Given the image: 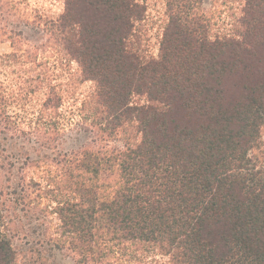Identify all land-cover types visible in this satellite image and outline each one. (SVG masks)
I'll return each instance as SVG.
<instances>
[{
	"label": "trees",
	"instance_id": "trees-1",
	"mask_svg": "<svg viewBox=\"0 0 264 264\" xmlns=\"http://www.w3.org/2000/svg\"><path fill=\"white\" fill-rule=\"evenodd\" d=\"M242 1L233 31L213 35L201 0H168L150 57L135 47L146 13L138 0H64L56 18L26 20L44 35L38 45L0 22L13 48L0 61L38 65L51 48L95 83L99 139L52 160L75 264H264V0ZM13 4L0 0V21ZM9 101L0 81V133L18 129ZM61 102L50 87L35 127L49 147ZM2 196L0 264H16Z\"/></svg>",
	"mask_w": 264,
	"mask_h": 264
},
{
	"label": "rangeland",
	"instance_id": "rangeland-1",
	"mask_svg": "<svg viewBox=\"0 0 264 264\" xmlns=\"http://www.w3.org/2000/svg\"><path fill=\"white\" fill-rule=\"evenodd\" d=\"M11 1L16 9L0 22L13 31L12 36L17 37L16 33L23 31L19 37L25 45L45 41L38 28L27 25L29 17L56 18L64 10V0ZM138 1L145 5L146 13L137 27L135 47L145 57L157 56L168 21V0ZM242 7V0H201L199 11L209 19L211 33L216 35L233 31ZM12 50L11 42L0 36V55ZM38 62V65L21 66L6 63L4 59L0 61V81L9 93L8 111L18 125V129L0 133V191L5 199L6 231L18 252L16 264H75L77 255L68 248L56 213L58 172L52 160L59 152L77 151L84 143L99 139L89 116L93 110L89 101L95 83L83 80L78 63L55 49L41 51ZM38 74L45 84L35 88ZM50 87L62 96L54 117L60 134L55 135L57 139L51 147L39 129H35ZM32 88L34 91H30ZM122 144L121 138L110 142V145ZM148 257L167 259L154 253ZM123 264L141 263L127 260Z\"/></svg>",
	"mask_w": 264,
	"mask_h": 264
}]
</instances>
